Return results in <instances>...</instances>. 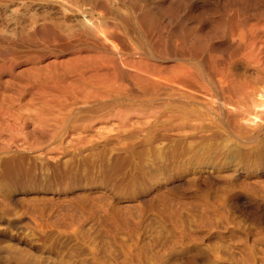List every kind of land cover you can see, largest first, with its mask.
Here are the masks:
<instances>
[{"label": "bare ground", "instance_id": "obj_1", "mask_svg": "<svg viewBox=\"0 0 264 264\" xmlns=\"http://www.w3.org/2000/svg\"><path fill=\"white\" fill-rule=\"evenodd\" d=\"M41 40L58 55L40 65L39 50L30 65ZM110 115L128 131V156L143 150L129 138L148 131L158 156L175 140L185 162L204 166L217 154L263 158L264 0H0V224L24 222L12 212L30 197L13 192L67 184L82 146L107 149L110 136L83 131ZM71 122L82 132L65 143Z\"/></svg>", "mask_w": 264, "mask_h": 264}, {"label": "rangeland", "instance_id": "obj_2", "mask_svg": "<svg viewBox=\"0 0 264 264\" xmlns=\"http://www.w3.org/2000/svg\"><path fill=\"white\" fill-rule=\"evenodd\" d=\"M38 45L31 46L30 65L39 50L45 54L40 65L55 61V44ZM119 117L93 120L83 131L97 141L108 135L110 143L105 150L82 146L67 184L11 194L30 199L12 212L22 224H0V264H264V157L231 160L217 154L204 166L185 162V143L175 140L166 150L171 141L159 144L160 157L157 145L147 142L148 131L129 138L143 150L134 147L128 156V131ZM77 123L62 130L65 143L82 132L73 127ZM218 132L228 138L223 128ZM117 156L127 161L119 163ZM142 160L148 163L144 170ZM32 165L41 175L52 173L46 161ZM35 195L51 202H35Z\"/></svg>", "mask_w": 264, "mask_h": 264}]
</instances>
